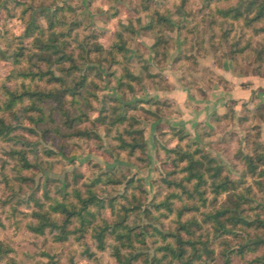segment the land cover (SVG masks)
Listing matches in <instances>:
<instances>
[{
  "label": "rangeland",
  "instance_id": "rangeland-1",
  "mask_svg": "<svg viewBox=\"0 0 264 264\" xmlns=\"http://www.w3.org/2000/svg\"><path fill=\"white\" fill-rule=\"evenodd\" d=\"M251 1L0 0V105L6 98L5 87L21 92L23 83L30 84L29 80L17 77L20 70L31 68L28 57L37 52L35 39L38 32L29 37L26 35L28 28L34 23L49 29L48 17L54 14L56 21L61 22L55 32L59 34L60 42L68 46L67 52L75 57L79 70L67 76L58 72L55 66L53 70L70 87L82 76L86 77L87 88L94 94L88 98L94 108L80 97L74 104L71 98L66 100V107L72 112V107L77 105L85 107L87 120L76 125V129L93 130L91 138L68 136L71 132L62 125L63 122L61 124L54 104L45 103L40 105L45 120L34 132L30 130L34 126L26 121L25 128L13 133L11 140H0V220L4 224V227L0 226V241L16 252L14 256H0V264H9L11 257L17 264H50V257H55V264H119L115 256L117 247L120 248L121 261L130 255H140L134 264H150L155 247L165 242L157 230L167 234L178 227L176 211L166 215L151 205L155 196L157 202L165 200L175 188L169 183L180 182L183 177V165L179 164L178 155L176 152L169 154L168 150H199L217 160L232 179L252 186L250 197L254 202L246 210L250 217L261 214L264 219V186L261 188L248 175L244 176L246 166L242 159L244 154L254 156L264 151V88L259 82L257 86L246 83L251 89L254 87L248 100H228L225 114L215 112L209 123H199L194 129L177 124L180 99L165 96L181 88L187 89L190 96L202 98L207 97V92L219 89L228 93L233 90L234 82L228 80L232 75L241 76L245 81L250 77L260 78L264 87V32L260 31L264 28V20L243 28V21H225L219 14L229 6L242 5L241 9L245 11ZM155 15L161 20H157ZM249 15L253 17L254 13ZM48 32L46 38L51 34ZM119 35L124 40L127 58L122 64L111 66L106 62L107 52L118 41ZM158 44L160 47L156 54L153 49ZM99 45L105 46L106 53H88ZM24 48L26 58L21 64H16L12 55ZM58 57L54 55L53 60ZM124 66L140 78V85H136L133 92L126 88L117 90L115 80L110 81L112 71L120 75ZM38 85L40 89L48 88L45 82ZM140 101H143L144 109L150 111L154 109L150 101L159 103L163 118L156 120L144 109L133 112L131 107H139ZM29 105L26 100L15 109L19 111ZM134 113L140 122L138 129L144 132L147 142L142 161H135L126 153L112 151L110 138L105 134V122H112L119 115ZM152 114L157 115L153 111ZM26 115L40 117V113L33 110ZM183 136L184 140L180 141ZM19 151L27 154L33 165L31 170L22 169L18 162L20 157L13 155ZM23 178L33 180L24 181ZM109 178H133L135 183L127 195L140 198L141 209L124 213L122 204H118L117 214H113L109 200L122 195L124 186L108 184ZM98 179L101 182L95 189L105 202L99 217L103 215L106 220L116 223L125 219L137 231L143 229L145 244L139 241L133 249L123 248L108 237L107 248L101 251L90 235L84 243L77 242L72 236L68 243L60 245L54 241L59 231L46 230L44 236H38L28 230V226L35 223L32 212L36 209V202L48 201L47 192L50 199L62 200L68 189L72 193L74 180L84 190L94 186ZM257 181L264 183L260 179ZM68 184L70 188H67ZM144 190L147 194L143 193ZM210 201H214V205L222 204L228 201V197L224 195L214 200L212 194ZM124 202L121 199V203ZM182 203L174 199L175 210ZM15 207L19 213L13 215ZM202 235L212 241L211 248L215 253L210 257L204 256L195 264H221L223 242L214 240L208 230ZM225 240L234 247L243 242L242 238L231 235L223 236L222 241ZM154 241L158 242L154 244ZM263 253L264 249L258 256ZM255 257V254L234 257L232 264H250ZM259 264H264V260Z\"/></svg>",
  "mask_w": 264,
  "mask_h": 264
},
{
  "label": "trees",
  "instance_id": "trees-1",
  "mask_svg": "<svg viewBox=\"0 0 264 264\" xmlns=\"http://www.w3.org/2000/svg\"><path fill=\"white\" fill-rule=\"evenodd\" d=\"M229 1V0H228ZM242 5L229 6L224 10H220L219 14L225 21H243V28L250 27L252 24L262 22L264 20V0H253L247 4L246 10L243 11ZM247 11V13H246ZM250 17L249 14H253ZM157 20H161L160 16L155 15ZM49 29L45 30L39 25L31 23L26 35L31 37L38 35L35 43L37 52H34L28 57L31 68L28 70H20L17 77H22L30 81V84L23 83L22 91L10 90L6 88L5 100L0 105V140H11L12 134L17 130L25 128L26 121H29L34 132L39 123L44 122L45 114L41 104L53 103L54 110L57 112L61 124L68 128L71 133L68 136H77L81 138H91L93 130L91 129H76V125L84 123L87 119V114L84 111V106L77 105L72 107L73 112L69 107H66L67 99L71 98L72 103H76L78 97L86 102L87 105L93 107L92 102L88 99L94 97V94L87 88L88 79L81 77L79 81L74 82L73 86H68L63 77L57 76L53 67L62 75L67 76L75 71H78V65L75 57L67 52L68 46L61 43L59 34L55 32L56 27L61 23L56 21L55 14L48 17ZM51 34L46 38V33ZM264 32V28L260 29ZM45 39V40H44ZM121 39V40H120ZM160 45L154 47V51L158 54ZM24 49L17 51L12 55L16 64H21L22 60L26 58ZM105 46H97L89 50V52L106 53ZM85 52V49L82 50ZM127 49L121 35L118 41L109 47L107 52L106 62L111 66L122 64L123 60L127 58ZM45 54V55H44ZM59 55L56 60H53L54 55ZM47 55V56H46ZM43 65V66H42ZM115 71L110 74L111 79L115 80V88L120 90L126 88L133 92L136 85H140V78L130 71L128 66L123 67V72L118 76ZM45 82L48 88L40 89L38 83ZM112 82V81H111ZM35 83V84H34ZM37 83V84H36ZM34 84V85H33ZM26 100L30 102L29 107H22L17 111L15 108L22 105ZM79 102H81L79 100ZM149 102V101H148ZM151 102V109L157 115H153L152 111L145 110L143 101H140L139 107H131L133 112L142 111L148 116L160 120L163 118L162 107L159 103ZM38 111L40 117L35 118L31 115H26L29 111ZM25 114V115H24ZM136 113L132 115H119L117 119L106 123L105 134L110 138L111 150L120 154L126 153L129 158L135 161H142L141 155L146 152L147 142L144 138V132L139 130L140 122L137 120ZM101 119V118H99ZM94 124V123H93ZM95 125V124H94ZM184 136L180 141L184 140ZM170 153L178 155V162L182 164L181 173L183 177L180 182L173 181L174 191L167 196L163 201L157 202L156 196L151 201V205L161 212H166V215L173 214L175 211L176 222L178 227L174 231L167 234L157 230V233L162 236L165 241L162 245L155 247L154 255L150 264H174L179 262L181 264H195L204 256L210 257L215 251L211 248L212 241L205 239L202 235L205 230L208 233L212 232L214 240L223 242V250L221 252L222 263L232 264L234 257L243 258L247 254H255L256 257L250 264H259L264 260V253L258 256L260 250L264 249V219L261 214L255 217H250L246 210L248 206L254 202L251 196L253 188L241 180L232 179L226 173V168L201 151L187 152L183 150H168ZM13 155L20 157L19 163L22 164V169L31 170L33 165L27 158V154L23 151L15 152ZM246 173L244 176H249L253 179L254 184L263 187L264 183L257 181L258 179L264 181V151L252 155H243L242 157ZM179 164L177 167H179ZM19 174H22L19 171ZM23 177V175H21ZM24 181L33 180L31 178H23ZM72 193L68 192L62 200H53L46 193V201L42 203L36 202V209L32 212V217L35 223L28 226V230L38 236H44L46 230L52 232L59 231V235L54 237L56 243H68L72 236L75 237L79 243H84L87 236L97 241L98 250L104 251L107 247L106 239L112 237L114 242L123 248H135L137 242L141 241L145 244V233L143 229L131 227L127 220L108 221L103 215L99 214L105 208V202L99 197L96 186L101 182L100 179L95 182L94 186L86 187L84 190L80 189L77 182ZM133 178L126 179H108V184L116 186H124L122 195L114 197L109 200L110 208L113 214L116 213L118 204H122L121 209L124 213H133L141 209L142 204L140 198L136 195H127L130 187L134 185ZM171 185V186H172ZM70 188V185H67ZM147 194L146 191H143ZM214 195V200L219 197L227 195L228 201L222 204L214 205V201L209 202L211 195ZM121 199L124 203H121ZM174 199L181 200L182 206L177 210L174 208ZM185 200V201H184ZM190 200V201H188ZM213 204L210 210L207 207ZM263 208V207H262ZM204 211H201V210ZM250 210V209H248ZM19 213L17 207L14 208L13 215ZM165 214V213H163ZM192 214V215H191ZM190 215V217H188ZM201 216V220L199 219ZM121 217V216H119ZM185 217H188L184 220ZM16 224V221L14 222ZM0 226L4 224L0 220ZM255 231L256 233H252ZM263 231V232H262ZM202 232V233H199ZM263 233V234H261ZM233 236L242 238L243 242L239 245L231 246L230 242L222 241L223 236ZM155 234L152 235L155 238ZM172 239V240H169ZM158 241H154V244ZM120 249V248H119ZM119 249L117 247L115 256L119 260V264H134L140 259V255H130L121 261ZM15 250L4 241H0V256H14ZM55 257H50V264L54 263ZM149 263V261H148ZM9 264H17L15 258H10ZM177 264V263H176Z\"/></svg>",
  "mask_w": 264,
  "mask_h": 264
},
{
  "label": "crops",
  "instance_id": "crops-1",
  "mask_svg": "<svg viewBox=\"0 0 264 264\" xmlns=\"http://www.w3.org/2000/svg\"><path fill=\"white\" fill-rule=\"evenodd\" d=\"M229 79L234 83L231 86L233 90L228 93L224 89H219L218 91L207 92V97L203 98L195 95L190 96L185 88L166 93V97L172 96L180 99L178 102H181V111L179 113L180 116L176 119L177 124L182 128L194 129L199 123L208 122L215 112L220 115L225 114L228 100L244 101L251 97L254 87L251 89L245 85L246 83H255V86H257L259 82V85L264 88L261 84L263 80L257 77H250L249 81H245L246 79L241 76L232 75Z\"/></svg>",
  "mask_w": 264,
  "mask_h": 264
}]
</instances>
